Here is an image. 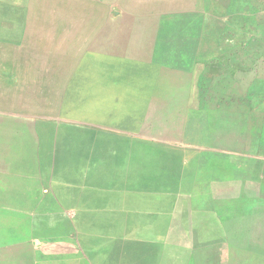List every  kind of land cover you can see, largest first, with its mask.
<instances>
[{
  "label": "crops",
  "instance_id": "0c3cea01",
  "mask_svg": "<svg viewBox=\"0 0 264 264\" xmlns=\"http://www.w3.org/2000/svg\"><path fill=\"white\" fill-rule=\"evenodd\" d=\"M78 1L0 0V205L22 221L126 219V241L147 221L224 239L255 229L217 190L236 180L196 164L226 137L215 112L241 107L213 88L210 53L145 21L85 18ZM249 246L261 261L218 264H264Z\"/></svg>",
  "mask_w": 264,
  "mask_h": 264
},
{
  "label": "rangeland",
  "instance_id": "374dc122",
  "mask_svg": "<svg viewBox=\"0 0 264 264\" xmlns=\"http://www.w3.org/2000/svg\"><path fill=\"white\" fill-rule=\"evenodd\" d=\"M76 5L85 18L145 21L155 25L156 35L195 37L200 55L210 53L213 88L228 86L226 100L237 99L241 107L215 112L226 122V137L213 143L214 153L196 156V164L219 168L236 180L217 190L235 199L230 207L244 217L252 213L256 226L224 239L187 235L185 219L173 229L169 221L163 226L147 221L145 235L126 241V219L22 221L4 209L16 205H0V264H16L18 254L25 264H218L257 255L261 261L263 253L249 245L264 247V0H80ZM52 6L56 18L58 7ZM17 245L25 248L17 251ZM192 247L199 253L193 255Z\"/></svg>",
  "mask_w": 264,
  "mask_h": 264
}]
</instances>
